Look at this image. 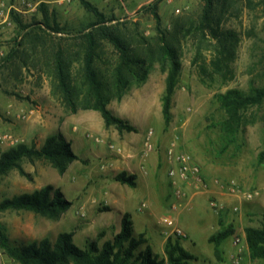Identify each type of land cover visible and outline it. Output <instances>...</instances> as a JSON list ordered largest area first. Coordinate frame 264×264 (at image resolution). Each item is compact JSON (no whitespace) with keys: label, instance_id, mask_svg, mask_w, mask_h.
I'll return each mask as SVG.
<instances>
[{"label":"rangeland","instance_id":"1","mask_svg":"<svg viewBox=\"0 0 264 264\" xmlns=\"http://www.w3.org/2000/svg\"><path fill=\"white\" fill-rule=\"evenodd\" d=\"M86 1L97 15L79 0H0V156L21 144L39 149L46 138L62 135L72 152L84 157L63 175L46 160L23 159L20 169L0 176V201L50 185L72 203L58 219L24 210L1 212L11 244L43 238L54 243L62 232L71 233L79 248L111 241L120 228L119 200L134 192L114 180L117 164L134 147L143 168L151 157L159 158L156 176L135 187L147 196L137 208L149 216L135 219L133 234L151 224L138 250L148 246L161 260L170 237L196 258L190 264H264L249 257L243 239L244 229L259 227L264 214V160L258 161L264 152V101L239 111L244 123L231 144L223 132L229 115L216 101L228 90L251 95L264 87V0H210L206 22L204 0ZM154 4L161 32L180 62L168 124L161 110L169 64L160 60ZM101 30L106 36H99ZM88 34L95 39L92 68L106 108L135 132L105 127L98 112L82 109L90 103L84 75ZM229 35L226 56L229 39L223 38ZM137 62L147 71L143 80ZM67 81L74 113L65 101ZM180 155L195 169L184 181L168 176ZM164 218L184 236L171 235ZM220 220L235 233L220 244L218 261L208 238L220 230ZM0 264L15 263L0 251Z\"/></svg>","mask_w":264,"mask_h":264},{"label":"trees","instance_id":"2","mask_svg":"<svg viewBox=\"0 0 264 264\" xmlns=\"http://www.w3.org/2000/svg\"><path fill=\"white\" fill-rule=\"evenodd\" d=\"M80 4L88 11L95 13L96 10L86 0H79ZM203 21L208 19V13L211 9V1L204 0ZM151 14L156 22V30L160 35L161 54L160 60L169 64V70L165 79V89L162 97V116L166 124L170 120L171 97L175 88L176 79L180 71V62L176 49L171 45L165 35L162 34L159 24V17L156 12V5L151 8ZM97 15V14H96ZM208 28L205 25V28ZM209 32L213 31L208 28ZM99 36H106L104 30L99 31ZM231 36L229 39V48L226 47L222 54L226 56L231 53ZM88 52L87 60L84 66V75L89 84L87 100L90 103L84 105L82 109H90L100 114L105 127L114 126L118 132H135V128L124 120L115 117L110 110L106 108L104 97L102 95L100 84L96 78V73L92 68V49L95 39L92 34L85 37ZM125 55V53H123ZM123 55V56H124ZM123 60V58H122ZM142 63V62H141ZM59 64V65H58ZM122 64V63H121ZM139 65V66H138ZM143 65V64H142ZM217 67V64L214 63ZM221 65V62H219ZM142 68L139 79L143 80L146 76V69ZM64 68L57 62V76L59 81L64 83ZM68 77V76H67ZM68 81L64 84V91L67 94L65 101L70 107L72 113L76 111V107L69 96ZM127 81L122 83L125 88ZM216 101L220 109L229 115V121L225 122L223 132L226 138V144H231L234 139L236 129L242 127L244 123V113L240 110H247L251 106H258L264 101V87L255 88L251 95H243L236 90H228L224 94H218ZM227 146V145H225ZM23 159H43L48 161L54 167L59 175H63L69 164L73 161L80 160L76 154L72 152L68 142L62 135L50 136L45 139L43 146L39 149L27 147L26 145H17L0 156V176L6 174L11 169H20L19 162ZM264 160V152L259 155L258 161ZM114 180L122 185L130 188L135 187V176L122 171L119 172ZM72 203L66 200L59 189H54L47 185L31 194H23L14 196L9 199L0 201V213L6 210H24L30 211L49 219H58L62 214L67 212ZM109 208L104 207L103 211ZM220 230L208 238L209 243L214 245V256L216 260L221 261L218 254L220 244L235 233L233 225L225 226L219 221ZM119 231L113 236L111 241H105L101 248H98L94 242L89 243L85 248H79L72 241V234L68 232L59 233L51 243L47 238L39 241H33L26 245H12L6 234L4 225L0 222V251L15 264H190L196 258L185 251L179 239L167 238L163 246L164 258L157 259L148 246L138 250L140 245L145 243L143 234L134 235L132 229V221L129 214L125 213L120 218ZM102 233L100 234V236ZM244 240L247 246L249 257L252 260H260L264 263V214L261 217L259 227H247L244 229ZM138 250V251H137Z\"/></svg>","mask_w":264,"mask_h":264},{"label":"crops","instance_id":"3","mask_svg":"<svg viewBox=\"0 0 264 264\" xmlns=\"http://www.w3.org/2000/svg\"><path fill=\"white\" fill-rule=\"evenodd\" d=\"M61 128H62L60 130L61 132L64 131V132H68V134H70L69 129L67 130L65 127H61ZM72 135L76 136V134H73V133H72ZM86 144L87 143L84 142V144H83L84 148H86ZM132 148H133V152H130L129 155H127L124 159L120 160V164H117V169H118V172L124 171L127 174L134 175L135 176V184H136L135 187H137L140 183L145 182V180H149L150 176L151 177L156 176V172L159 171V169H158L159 158L157 156L151 157V159L148 160L147 166L145 168H143L142 164L140 163L138 153L136 152L134 147H132ZM86 151H87V148H86ZM87 154H88V152H87ZM77 156H78V158H81V159L84 158L83 156H79V155H77ZM161 160H162V158H161ZM151 179L153 180V178H151ZM135 187L132 188V190L134 189V192L130 191L129 193H127L126 196H123V198L121 200H119L118 204L120 206H118L119 208H116V210H115L116 213L120 214V218L125 213L129 214L130 220L132 221V227L134 226L135 219H140L142 217L147 218L149 216L148 212H146L144 209L141 210V209L137 208L138 203L142 202L144 199L146 200L147 196L146 195L144 196V194H145L144 192H141V194H140L139 191L135 190ZM128 205H131L132 208L128 209L127 208ZM131 211H132V214H130ZM150 225L151 224L148 223L145 226V229H143L138 234L145 235V233H143V232L144 231L147 232V230L149 231ZM133 232H134V229H133ZM179 243H180V240H179ZM146 244H147V240H146ZM180 245H181V243H180ZM181 247L184 249V247L182 245H181ZM184 250L186 251V249H184Z\"/></svg>","mask_w":264,"mask_h":264},{"label":"built area","instance_id":"4","mask_svg":"<svg viewBox=\"0 0 264 264\" xmlns=\"http://www.w3.org/2000/svg\"><path fill=\"white\" fill-rule=\"evenodd\" d=\"M38 1H40V0H38ZM27 7L30 9L32 8V6L30 4H27ZM2 16H3L2 11H0V19L2 18ZM2 21L4 22V20H2ZM169 154H170V152H169ZM176 162H177V168L171 169L168 172V176L171 179L179 178L180 181L188 180V177L190 176V174H192V172L195 171V169L189 165L190 162H189L188 156L180 155L176 158ZM210 206L216 207V205L214 203H211ZM163 223H165L168 227L171 228V230H170L171 235L177 236L179 238H182L184 236V234L182 233V231L180 229L173 226L172 220H168V219L164 218Z\"/></svg>","mask_w":264,"mask_h":264}]
</instances>
